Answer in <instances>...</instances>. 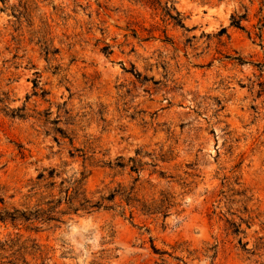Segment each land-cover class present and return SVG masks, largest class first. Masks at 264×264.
<instances>
[{"label": "rangeland", "instance_id": "374dc122", "mask_svg": "<svg viewBox=\"0 0 264 264\" xmlns=\"http://www.w3.org/2000/svg\"><path fill=\"white\" fill-rule=\"evenodd\" d=\"M244 12L245 29L231 26ZM0 96L25 108H0L8 207L44 167L83 172L88 191L183 198L165 219L116 208L0 223V264L18 235L45 264H264V0H0ZM139 147L170 153L163 178L109 168Z\"/></svg>", "mask_w": 264, "mask_h": 264}, {"label": "trees", "instance_id": "16d2710c", "mask_svg": "<svg viewBox=\"0 0 264 264\" xmlns=\"http://www.w3.org/2000/svg\"><path fill=\"white\" fill-rule=\"evenodd\" d=\"M247 13H233L230 18V25L239 29H245L243 20H246ZM45 57L53 54L48 47L43 49ZM240 60L243 61L241 57ZM37 88V82L34 85ZM41 89L40 94L46 93V90ZM35 92L37 90L35 89ZM7 101L0 96V108L7 115L12 117H23L24 107L10 108L7 106ZM60 132L61 138H67L72 144V138ZM58 142V137L54 136ZM74 152L69 151L70 157H73ZM150 158L147 161L144 158ZM173 158L169 152L158 153L144 151L143 147L135 149V154L124 157L119 155L115 161L109 162V168L127 170L129 173H136L137 178L140 172L144 170V166L150 165L152 170L150 174H156L158 177H164V171L156 168L159 162L167 163ZM63 170H58L56 167H44L38 171L34 179H30L31 186L28 192L23 197V202L19 205H5V200L0 197V223H11L14 227L23 225L27 229H39L43 225L57 226L63 223L64 218L70 215L83 212L90 214L98 210L119 209L121 214L128 211L130 217L133 211H138L144 215L160 216L165 219L171 214L173 209L182 205L183 198L178 197L174 193L167 190H159L158 194L150 197L139 196L134 185L116 183L111 187L96 188L94 191H88L85 187V175L80 172L79 175L71 177H63ZM18 228V227H17ZM235 233L239 232V228L235 227ZM19 237L11 238L9 246V264H19L22 261L28 264L25 258L30 255L32 259H40V263L45 264V261L50 259L48 251L41 249L38 244L31 238H26L20 241ZM5 242L0 241V250H6ZM247 249V248H245ZM248 250V249H247Z\"/></svg>", "mask_w": 264, "mask_h": 264}]
</instances>
